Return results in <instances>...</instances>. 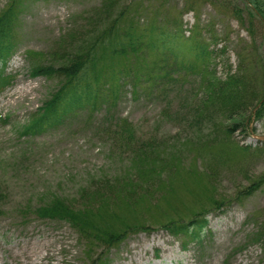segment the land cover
<instances>
[{
  "label": "rangeland",
  "instance_id": "1",
  "mask_svg": "<svg viewBox=\"0 0 264 264\" xmlns=\"http://www.w3.org/2000/svg\"><path fill=\"white\" fill-rule=\"evenodd\" d=\"M7 2L0 0V11ZM101 2L38 0L20 17L19 43L5 68L14 80L0 93V264H90L97 257L99 264H264V126L247 120L250 111L231 119L199 118L196 125L191 107L201 97L197 77L170 88L166 97L143 94L142 83L133 95L124 84L109 108H84L42 133L23 134L58 85L32 79L26 54L56 48L64 34L92 20ZM247 2L119 0L117 12L124 10L123 29L144 35L158 22L168 32L178 24L183 39L209 44L216 77L242 66L263 92L262 23L249 16ZM123 121L134 132L132 143L154 149L155 158L134 162L135 147L113 140L109 131ZM232 125L239 126L224 134ZM101 178L117 190L88 204L98 234L134 227L120 244L104 250L92 238L83 240L69 223L39 219L33 212L56 197L78 206L80 190ZM259 180L252 194L237 199ZM218 203L224 204L212 210ZM200 214H208L201 243L182 247L184 240L161 229ZM140 226L149 232H134ZM258 232L260 241L253 238Z\"/></svg>",
  "mask_w": 264,
  "mask_h": 264
},
{
  "label": "trees",
  "instance_id": "2",
  "mask_svg": "<svg viewBox=\"0 0 264 264\" xmlns=\"http://www.w3.org/2000/svg\"><path fill=\"white\" fill-rule=\"evenodd\" d=\"M36 1L8 0L0 11V93L10 87L14 80V76L5 73V68L19 43L17 28L20 17L24 7ZM118 4L119 0H102L91 12L92 20L64 34L56 48L48 52L26 54L29 61L27 73L32 79L56 80L58 85L22 129L24 135L42 133L84 108L94 112L102 106H113L124 84L131 88L133 95L142 83L147 89V93L143 94L166 97L170 88H178V85L182 88L185 79L193 77L199 79L197 90L201 95L193 99L191 107L196 125L199 124V118L209 121L215 117L231 119L250 111L247 120L253 119L254 123L260 122L264 126V91L260 92L242 66L224 77H216L209 65L213 56L208 43L183 39L176 28L178 24L171 25L175 31L168 32V28L160 27L158 22L156 27H150L148 35L130 28L123 29L120 21L125 13L124 10L117 12ZM247 4L250 6L249 16L257 17L262 23L264 40V0H248ZM182 53L187 56L183 57ZM119 61H123V64H118ZM257 105L259 108L252 114ZM232 126L224 134L230 135L239 125ZM109 132L115 142L122 140L127 146L135 147L131 153L134 162L140 159V163H143L155 158L157 153L154 149L145 144L132 143L134 132L126 122H121L116 131ZM244 150L247 152L249 149ZM103 178L80 190L81 202L78 206L56 197L33 212L39 219L69 223L83 240L92 238L104 250H108L125 240L124 235L134 227L117 233L104 229L101 235L98 234L93 206L98 200L111 198L117 190L109 187ZM261 183L262 180L251 183L249 188L238 194L237 199L252 194ZM95 185L102 190L98 191ZM223 204H216L212 210H219ZM87 207L91 208V212ZM207 216L200 214L187 222L171 221L161 229L176 239L184 240L182 247L187 243L198 244L201 243ZM137 231L149 232L148 228L141 226L134 232ZM262 234L258 232L253 238L260 241L263 239ZM99 262L100 257H97L90 264Z\"/></svg>",
  "mask_w": 264,
  "mask_h": 264
}]
</instances>
